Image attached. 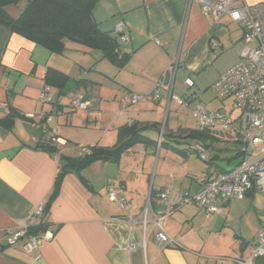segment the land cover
I'll list each match as a JSON object with an SVG mask.
<instances>
[{
	"label": "crops",
	"instance_id": "1",
	"mask_svg": "<svg viewBox=\"0 0 264 264\" xmlns=\"http://www.w3.org/2000/svg\"><path fill=\"white\" fill-rule=\"evenodd\" d=\"M246 2L256 5L264 0ZM21 11L7 7V12L14 18ZM94 18L104 31L115 33L116 25L123 24L128 42L122 43V51L131 54L124 68L119 69L108 60H102V53H93L95 51L69 41L65 43L66 50L62 55L51 54L0 25V119L12 111L24 116L14 119L11 128L0 124V264H236L235 260L250 254L264 214L254 206L256 218L250 228L251 236L242 234V230L238 236L227 227L230 206L235 201L248 199L255 203L257 196L264 197L261 193L250 192L243 199L230 201L220 214L208 215L195 202L181 206L163 224L176 246H158L157 230L151 222L152 210L159 208L155 201L149 206V223L145 230L140 226L129 227L130 219L141 221L152 190L171 187L170 201L176 204L177 195L183 199H187V195L194 197L206 181L223 168L219 159L208 165L207 172L195 175L186 162L175 160L172 167L167 168L165 159L161 180L157 186L153 184L148 189V167L158 149V145L153 144L134 146L118 164L94 162L82 171L84 179L75 172L67 174L50 203L46 231L51 239L32 253L25 251V239L9 243L8 230L17 231L25 225L39 224L40 217L34 213L39 206L48 203L60 167L59 156L43 149L42 145L48 140L39 128V115L51 111L50 106H43L38 101L40 92L46 87L48 69L69 76L70 93L65 97L68 101L74 93L83 90L92 101L90 112L97 117L91 121L93 127L89 126L87 117L83 129L90 132L91 138L86 143L111 149L118 142L119 129L125 125L137 123L146 128L144 135L147 137L149 130L161 127L156 116L165 105L170 107L174 101H170L168 88L158 90L157 85L174 67L177 58L174 91L178 76L186 87L187 79L209 67L217 47L242 42L244 35V31L228 17L207 16L201 5L191 0H99L94 8ZM240 56L218 71L211 81L215 83L223 72L239 62ZM79 80L84 82L77 88L75 82ZM52 89L58 95V91ZM155 91L159 95L156 101L130 103L131 94L151 95ZM104 99H107L106 103ZM63 100L64 97L58 99V107L54 108L58 114L54 125L61 128L59 142L55 145L64 155L77 157L81 147L70 145L69 134L64 133L63 128L74 127L70 117L73 111L69 102L65 105ZM221 107L222 104L217 109ZM105 125L109 131L104 129ZM88 128L92 130L86 131ZM176 131H168V134ZM211 134L219 142L211 149L213 157L216 150L223 151V148L219 146L222 142L220 134ZM189 139L183 140L180 147L172 141L177 150L168 149L174 157L190 159L193 152L189 151V146L193 142L190 144ZM223 141H227V137ZM178 150L186 154H180ZM110 166H115L117 177L108 176ZM110 185L124 188L128 206L109 198ZM255 264H264V260Z\"/></svg>",
	"mask_w": 264,
	"mask_h": 264
},
{
	"label": "built area",
	"instance_id": "2",
	"mask_svg": "<svg viewBox=\"0 0 264 264\" xmlns=\"http://www.w3.org/2000/svg\"><path fill=\"white\" fill-rule=\"evenodd\" d=\"M191 1L198 2L205 15L228 17L244 31L242 42L245 47L239 62L224 72L212 87L222 107H226V102L229 101L231 109L209 110L205 106L198 105L192 111V116L200 128L212 133H224L227 141L239 144L241 149L237 153L241 155V158L235 167L215 172L194 197L187 195V199H183L177 195L176 204L170 201L171 187L169 186L156 190L153 197L152 191L150 192L148 206L141 221L130 219L129 227L136 229L140 226L145 230L149 223V206L155 201L159 208L152 210L151 222L157 230L156 239L161 248L177 245L164 230L163 224L186 203L195 202L208 215L220 214L230 201L243 199L250 192L264 194V2L249 5L246 0ZM115 32L121 36L122 43L128 42L122 23L116 25ZM156 43L162 46L159 42ZM178 62L177 58L174 67L163 75L157 88L158 90L168 88L170 101L173 100L178 105L184 106L186 102L173 94ZM185 85L192 88L194 82L187 79ZM158 99V91L151 95L133 94L130 97V103L136 105ZM57 100L58 98L52 95V89L49 87H45L38 96L39 103L52 107V110ZM91 106L92 101L81 92L74 93L69 99V107L73 112L88 111ZM57 115V112L44 111L38 117L39 128L47 136V140L53 144L59 142L61 130L60 126L54 125ZM161 143L162 139L159 140V146ZM93 146L81 148L78 155L90 154ZM250 147H252L251 152H249ZM189 151L197 153L204 161L210 160L212 156L211 148L204 144H192L189 146ZM108 195L113 202L128 206L122 186L110 185ZM43 208V205L39 206L34 215L41 217ZM28 230V225L17 231L8 230L9 243L14 244L25 239L24 249L27 253H32L51 239L47 231L30 235ZM128 249L132 248L128 247ZM262 259H264V219L261 221L257 240L250 254L235 260V263L255 264Z\"/></svg>",
	"mask_w": 264,
	"mask_h": 264
},
{
	"label": "trees",
	"instance_id": "3",
	"mask_svg": "<svg viewBox=\"0 0 264 264\" xmlns=\"http://www.w3.org/2000/svg\"><path fill=\"white\" fill-rule=\"evenodd\" d=\"M22 1L0 0V25L8 28L12 33L19 34L38 44L51 54L62 55L66 50L65 43L69 41L81 44L91 50L100 51L103 60H108L119 69L124 68L130 60L131 54L122 51L121 36L116 32L102 30L95 20L94 8L99 0H27V4L19 16L17 18L12 17L7 12V7L17 5ZM83 82V80L76 81L75 87L78 88ZM69 83V76L58 70L48 69L45 75L46 87L55 88L58 91V99L67 96ZM53 107H58V100L54 102ZM53 110L51 107V111L55 113ZM23 117L20 113L12 111L7 117L0 119V124L6 128H11L14 119ZM144 132H146V128L139 127L137 123L125 125L119 129L118 142L115 147L108 149L96 144L92 147L91 153L85 156H66L51 141H47L48 143L42 145L43 149L59 156L60 167L52 195L48 203L44 204L40 222L37 226L29 227V234L37 235L46 232L50 203L57 196L67 174L75 172L84 179L82 171L96 161L118 164L122 156L138 144L158 145V142L152 141L144 135ZM182 132H184L183 135H162L161 147L165 146L177 150L172 141L175 145H180L187 138H197L201 141L210 140V144H207V146L212 149L211 143L216 140L208 130L202 129L199 132L184 130ZM186 133L187 135H185ZM178 153L186 154L179 150ZM220 153H222V150H216L214 156H211L210 160L205 162L214 164L216 160H222ZM240 158L241 155L236 153L225 160L231 163V161ZM154 194L155 190H152V197Z\"/></svg>",
	"mask_w": 264,
	"mask_h": 264
},
{
	"label": "rangeland",
	"instance_id": "4",
	"mask_svg": "<svg viewBox=\"0 0 264 264\" xmlns=\"http://www.w3.org/2000/svg\"><path fill=\"white\" fill-rule=\"evenodd\" d=\"M27 4V0H23L17 5H12V7H15L19 10H23ZM106 27L104 26L103 29ZM106 30V29H105ZM80 45V44H79ZM245 45L243 42H230L223 46H219L215 49V58L211 63L209 64V67L201 72L198 76L193 74L191 76V80L194 82L195 86L192 88H187L182 85L181 81L179 80V76L176 82L175 86V95L183 99L186 104L184 106H180L175 104V102L172 103L170 107H167L165 105L164 108H162V111L160 114H158L156 117H158V120L160 121L161 127L157 128L154 131H148L147 135L155 142H158V149L156 152L152 155L151 165L148 167V178H149V184L148 189L153 184L158 185V182L161 180L162 174L161 171L163 169V162L166 159V167L171 168L174 161H182L186 162L187 166L191 167L195 172V175H202L203 173L207 172L208 169V163H206L204 160H202L197 153L193 152L191 156L189 157L187 161L183 157L184 160H180L181 158L174 157L173 152H171L168 148H161L159 146V140L161 139V133L164 130L165 135H167L171 130L176 131L175 133H171L172 135H183L184 132L182 131H202V128L199 127L197 121L192 116V111L196 108L198 105L205 106L209 110H218L217 108L220 107V104H222L216 97L215 92L213 91V85L215 84L212 82V78L215 77V75L218 73V71L222 70L229 64H231L235 59H237L238 56H240L241 52L243 51ZM71 49V48H70ZM91 50V49H90ZM97 54H101L98 50H93ZM69 52V50H68ZM103 60V59H102ZM230 68V67H229ZM229 70V69H227ZM226 72V71H225ZM224 73V72H223ZM83 90L81 93H84ZM70 93V92H68ZM52 95H57V92L52 89ZM69 94H67L68 96ZM86 95V94H85ZM130 95V94H128ZM133 95V94H131ZM66 96V97H67ZM87 96V95H86ZM106 97V96H105ZM108 98V97H107ZM64 104L66 105L69 101L67 98L64 97L63 100ZM107 102V99H104V103ZM143 103V102H141ZM220 103V104H219ZM226 107H221L223 109L230 110V102H226ZM70 108V107H69ZM220 108V109H221ZM70 110V109H69ZM71 111V110H70ZM97 117L94 112L88 111H78L71 113L70 117L73 120L74 127L66 126L64 128V133L69 134L63 135L70 138V145L78 146L77 148L81 147H87L89 146L86 142L91 138L90 132H84L85 130L83 127L86 125L87 117H89V126H94L93 120L94 117ZM57 118V116H56ZM56 122V119L54 120ZM108 126L105 125L104 129ZM91 131V128H88ZM98 129V128H97ZM116 133V132H115ZM163 133V134H164ZM183 133V134H182ZM86 135V136H85ZM212 137L214 135H211ZM220 136L222 138V142H220V148H223L221 158L222 160L219 162V165L223 168L231 169L237 165L240 159L231 161L229 163L227 158L234 156L240 149V145L234 142L229 141H223V138L226 137L224 133H220ZM220 139V138H219ZM190 144H210V140H204L201 141L197 138H191ZM221 141V140H220ZM212 146H218L219 142L218 140H215L211 143ZM177 147H180V145H176ZM207 146V145H206ZM139 149H142V146H140ZM252 151V147L249 148V152ZM70 154H74L73 152H68ZM165 170V169H164ZM108 176L112 177L115 175V177L118 176L117 170L115 166H110L108 169ZM95 184V183H94ZM264 195V194H263ZM257 206L258 210L261 211V213L264 214V197L257 196V201L253 203V200H245V201H235L231 204V212L229 216V222H228V229L231 230V232L236 231L237 235H240V230H242V234L247 233L251 236L252 230L251 225L254 224L255 218H256V212L255 207Z\"/></svg>",
	"mask_w": 264,
	"mask_h": 264
}]
</instances>
